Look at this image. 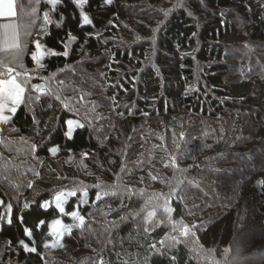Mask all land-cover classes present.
<instances>
[{
  "label": "trees",
  "instance_id": "16d2710c",
  "mask_svg": "<svg viewBox=\"0 0 264 264\" xmlns=\"http://www.w3.org/2000/svg\"><path fill=\"white\" fill-rule=\"evenodd\" d=\"M137 1L89 0L83 10L93 24L83 25L81 10L72 0H62L55 12L40 0L36 26L30 27L20 8L27 0H17L22 62L33 74L30 83L54 77L50 84L60 98L47 93L30 100L38 94L26 92L0 134V158L5 159V171L15 173L12 186L9 175L0 170V214L6 213L8 203L13 205L11 216L0 219V264H47L50 257L87 244L97 252L94 264H198L185 245L159 244L167 235L163 225L133 219L137 200L105 195L96 199L100 188L94 186L95 177L120 178L124 167L137 170L136 180L154 182L170 193L171 216L196 223L206 248H228L238 258L240 249H249L264 236V187L259 185L264 180V158H259L264 136L257 138L253 132L264 114V69L256 78L258 92L233 95L226 83L225 48L219 43L231 33L238 15L251 24V40L264 46V6L254 0H187L201 25L177 10L155 36L153 64H139L130 52L143 53L144 45L115 44L123 8ZM141 1L149 7L159 2ZM45 11L52 22L41 32ZM26 29L32 34L25 35ZM69 34L76 40L68 43ZM35 36L59 53L67 44L68 57L47 55L44 67L37 69L31 60ZM11 55L3 52L0 59ZM86 113L91 124L84 120ZM69 119L85 123L83 129L74 126L71 139L66 136ZM54 145L56 154L50 151ZM73 158H79L86 173ZM76 187L89 192L88 203L78 207L85 224L64 233L65 249L55 253L44 245L50 222L60 213L53 205L43 208L42 202L62 188ZM228 192L239 197V203L230 204ZM195 205L200 209L193 210ZM26 228L33 231L31 238ZM21 241L37 251H25ZM152 244L157 250L149 247ZM255 259L250 263L262 264Z\"/></svg>",
  "mask_w": 264,
  "mask_h": 264
},
{
  "label": "rangeland",
  "instance_id": "374dc122",
  "mask_svg": "<svg viewBox=\"0 0 264 264\" xmlns=\"http://www.w3.org/2000/svg\"><path fill=\"white\" fill-rule=\"evenodd\" d=\"M254 1L264 6V0ZM177 10H182L188 17L193 18V20L197 23V26L201 25V23L203 22L201 21L200 17L187 6V0H159V2L154 7H149L146 1L141 0H138L131 6L126 5V7L123 8L125 18H121L119 20V22L122 24V27L119 28L121 33L116 34V36L118 35L117 39L119 42L115 44L117 46H120V43L125 42V44L131 43V45L133 46L138 44L144 45L143 53L132 54L130 52V55H133L132 58L136 59L139 64H153L152 57H154L155 54V46L153 42L155 36L160 26L164 24L169 19L171 14H173ZM165 12H167L168 14L164 15ZM140 25L143 26V30L145 28L144 31L139 30ZM232 25L233 29L231 33L224 39H221L219 42L220 45L224 46L225 48V58L223 60V63L227 66L228 70V73L226 75L227 86L229 87L233 95L238 93L240 90L256 93L259 91V88L256 84V78L263 74L262 72L264 69V46L258 44L257 42H254L249 37L251 27V24H249V22L242 20L238 15H236L233 19ZM36 42H39V44L43 46V50L45 52H47L49 49L54 50L48 48L44 44L43 38L41 36H35L34 51ZM54 51L59 53L56 50ZM137 62L135 63V65H137ZM36 68L39 69L37 65ZM196 68V72L198 74V71L201 70L200 64L197 63ZM31 75L33 74L31 73ZM251 118H253V116H251ZM248 120L250 121V118ZM5 126L6 125L0 127V134ZM253 132L255 133L257 138L264 136V114L262 115L261 122L256 126ZM261 143L264 146V137L263 139H261ZM53 147L57 148V146L54 145L50 148V151ZM261 150L262 151H260L259 153V158H264V147H262ZM10 159L12 160V158ZM129 161L135 162V158L130 157ZM71 162L75 163L76 165L81 164L79 158H73ZM5 163V159L0 158V170L9 175V177H7L8 182L13 186L15 184V181L12 180V176L15 173L12 174V171L11 173L5 171ZM78 167H80V170L82 172L86 173V168L84 169L81 165H78ZM126 168H123V172L126 175H122L125 176L124 178L121 176L120 178L115 177L111 180H108L95 175L97 184L101 185L100 189L98 190L99 193L101 195H105V188H109L113 185L117 186L116 195H113L111 191H109L105 196L116 197V199H119L120 197H126L132 200H137L139 207L135 211H133L132 217L135 220H143L144 223L147 212L155 209L157 215L155 218H153L151 223H159L167 229V235L163 240L165 241V245L174 246L179 243L185 245L191 256L196 259L198 264H252L250 262L253 258H256L255 262H261L262 264H264V236L257 237L254 244H252L249 249L244 248L245 251L240 249L236 254L238 258H233V255L228 250V248H226L228 250L227 252L225 250L219 252L216 250L214 251L213 249L206 248L199 241L198 233L195 230V227H197L196 223L193 222L192 224L190 220L186 219H174L171 216V212L168 214L164 213V206L166 205L167 207H169L168 198L170 193L161 190L154 182L148 180H136L134 178L135 175L133 174H135L137 170L135 168ZM90 173L94 174L93 171H90ZM194 185H196V180L193 179V186ZM70 190H73V188H62L56 191L51 199L44 200L42 202V207L48 208L50 205L56 207L55 196L60 192ZM226 195H229L227 199L231 202L230 204L239 203V201H236V199L239 198L236 195H231L229 192ZM80 196L81 193L78 192L76 197L66 198L62 202L65 212H59L60 216L56 217L50 222V236L45 241V244L49 245L55 253L65 249V245L62 244L61 239L58 241L57 236L52 234L54 231L53 226L55 225V221L60 220L61 224L65 226V228L62 229V236L73 226H76L78 222L74 221L71 218V213L73 211H79L78 207L80 205L86 204H82L80 202ZM71 198H75L73 202L74 205L71 209H67V204ZM150 199L151 202L149 203ZM195 209L199 210L200 207L198 205H195V207H193V210ZM137 213L140 214L137 215ZM63 215H66L68 219L65 220L62 217ZM161 220L162 222H160ZM98 222L99 220L96 221V223ZM174 225L177 229L176 231L173 230ZM182 225H188L190 229L189 235L187 237H184L180 234L179 229ZM193 225H195V227H192ZM238 236H242L241 232ZM172 237H176L180 242L173 245V242L171 240ZM1 247L2 245L0 246V255L3 252ZM95 253L97 252H94V250L92 248H89L87 244L84 249H78L74 251L70 250L68 253L60 257H50V259L46 262L47 264H94L97 260V254Z\"/></svg>",
  "mask_w": 264,
  "mask_h": 264
},
{
  "label": "snow or ice",
  "instance_id": "6c2138e0",
  "mask_svg": "<svg viewBox=\"0 0 264 264\" xmlns=\"http://www.w3.org/2000/svg\"><path fill=\"white\" fill-rule=\"evenodd\" d=\"M75 7L79 8L81 11L79 12L80 19L83 25H92L93 20L89 18L86 12L83 10L85 5L89 4V0H72ZM112 0H104L105 4H111ZM40 3V0H27V5L21 3L20 8L22 11L26 12L28 17V24L29 26H36V12L37 7L36 5ZM62 3V0H44L45 6H50L51 12H55L58 9V6ZM17 0H0V37H2V44H0V51L4 50H11L12 55L10 58L6 57L4 59H0V124L7 125L12 121V118L15 116L18 110V106L25 101V93H37L38 95L33 98L29 96V99L32 100H39L40 96H43L47 93L53 95L56 99L60 97L56 95V90L51 87L50 82L54 80V77H49V80L43 84H35L32 85L30 81L33 79V76L27 72L25 66L22 62V55H23V48L21 46V41L19 39V34L17 31V25L13 22V19L17 16ZM168 13L165 12L164 15ZM43 24L39 27L41 28V32L44 28L51 24L50 12L45 11L43 13ZM31 31L26 29L25 35H31ZM76 40L75 36H68V43H71ZM46 55L56 56L62 55L65 58L68 57L69 52L67 49V44H65V50L61 53H57L54 50H48L45 52L43 50V46L39 44V42L35 43V51L31 53V60L35 62L38 68H43L44 64L41 61L44 59ZM20 69V70H17ZM63 83V81H60ZM83 97H81V100ZM78 111V109H77ZM5 113H10L11 115H6ZM84 120L91 124V120L88 119L87 113L84 116ZM67 131L66 136L67 138L71 139L73 137L74 126L76 128L83 129L85 127V123H82L78 120L69 119L66 121ZM36 146H31V151H35ZM58 148L53 147L51 152L56 154ZM87 155V154H85ZM36 175H39L36 173ZM155 179V177H153ZM259 185L264 187V180L259 181ZM31 187V184L28 185ZM97 188H100L101 185L96 184L94 185ZM116 187L115 185L105 188V195L108 194L109 191L113 195H116ZM81 193L80 202L87 203V198L89 196V192L87 189L82 187H76L70 191H63L60 192L58 195L55 196L56 208L59 210L60 213H64L65 209L62 205V202L69 197H76L77 193ZM174 194V193H173ZM103 197L99 192L96 194V199L101 200ZM151 202V199L149 203ZM0 205H4V201L0 199ZM24 207H28L26 204ZM165 214H168L172 211L171 208L167 207L166 205L163 208ZM13 212V205L8 203L6 205V213L0 214V219H5L10 217ZM140 213H137L139 215ZM157 215L155 209L150 210L147 212V216L145 218V223H151L153 218ZM71 218L74 221H77L78 224L76 226H83L85 224V217L80 215L79 211H73L71 213ZM123 219V218H122ZM162 222V220L160 221ZM44 221H38V225H44ZM192 227H195L193 225ZM65 226L61 224L60 220L55 221V225L53 226V235L57 236L58 241L62 239V229ZM173 230L176 231L175 225L173 226ZM145 232L149 231L148 228L144 229ZM180 234L184 237L189 235L190 229L188 225H182L179 229ZM25 235L28 237H32L33 231L30 229H25ZM173 245L179 243L180 241L176 237L171 238ZM34 242V241H33ZM21 244L25 251L35 253L37 251L36 247H30L28 244H24L21 241ZM159 244L164 247L165 241H159ZM49 245L45 244L44 247H48ZM153 250L156 249V245L152 244L149 246ZM228 251L227 249L225 250ZM163 254V253H161ZM101 264L103 261L101 260Z\"/></svg>",
  "mask_w": 264,
  "mask_h": 264
},
{
  "label": "crops",
  "instance_id": "0c3cea01",
  "mask_svg": "<svg viewBox=\"0 0 264 264\" xmlns=\"http://www.w3.org/2000/svg\"><path fill=\"white\" fill-rule=\"evenodd\" d=\"M13 22L17 25V31H18V34H19V29H18V24H17V17H15L13 19ZM0 23H3V21H0ZM2 37H0V44H2ZM19 39H20V36H19ZM3 52H11V50H4V51H0V54L3 53ZM6 115H11L10 113H5ZM4 124H0V127H2Z\"/></svg>",
  "mask_w": 264,
  "mask_h": 264
}]
</instances>
